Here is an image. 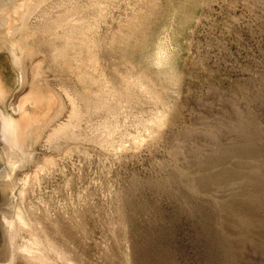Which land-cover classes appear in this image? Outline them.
Wrapping results in <instances>:
<instances>
[{"label":"rangeland","instance_id":"1","mask_svg":"<svg viewBox=\"0 0 264 264\" xmlns=\"http://www.w3.org/2000/svg\"><path fill=\"white\" fill-rule=\"evenodd\" d=\"M47 1L53 19L97 21V45L74 51L90 72L97 53L100 81L57 59L73 48L41 29L44 7L15 67L0 35L5 117L34 80L63 97L37 141L25 130L23 154L0 139V264H264V0ZM125 77L150 92L129 94ZM88 84L108 85L118 122L102 108L82 137L49 142L69 118L64 91Z\"/></svg>","mask_w":264,"mask_h":264},{"label":"bare ground","instance_id":"2","mask_svg":"<svg viewBox=\"0 0 264 264\" xmlns=\"http://www.w3.org/2000/svg\"><path fill=\"white\" fill-rule=\"evenodd\" d=\"M47 2V0H18V4H15L13 6H7V2L5 0H0V35L4 38L3 40L5 42V47H3L8 52V56H10V62L13 66L15 64L21 63V54L25 52V49L21 43L20 37L22 35L26 36L27 27L29 25V18L33 16V13L36 14L34 11H41V8L44 7L41 12V17L38 20V22L41 23L43 27L40 28L44 29L45 31H48L49 34L51 32V38L61 39L62 42H64L63 46H69L73 48V52H66V50L63 49L64 47H56L57 59L60 58L63 61V64L65 63L69 67L79 70L78 78L82 83H86L87 81H89V83L91 84L97 83L98 81H100V79H97V77L93 74V72L98 69L99 65L97 53H95V51H93L92 49L93 52L90 53L89 51L90 55H87L89 56L88 60L94 70L91 71V73L87 68H83L82 55L76 52L77 50L74 51L75 49L80 48L82 46H89L91 48L97 45L95 39L96 37L93 38L90 36V29H93L96 26L97 21L94 23H90L89 21H84V19L81 20L79 16L77 17L76 15H74V13L70 14L68 13V11L65 15H60L61 17H56L55 19H53L50 16V6L48 5L49 3L47 4ZM19 4L20 8L18 7ZM13 8L18 9L17 15L12 14ZM2 12L4 13L2 14ZM58 14L56 15L58 16ZM11 17H16V22L10 21ZM24 40L25 39H23V41ZM164 52L165 51H163V56ZM124 79L129 94H133V92H135V88L137 87L145 92H148L150 90L149 85L141 79H130L126 77ZM6 80V75L0 71V98L2 99H4L5 97ZM41 84H39V81L36 82V80H34V82L32 84L30 83V85L28 86L27 90L29 91L22 97L17 99L18 102L14 108L18 111H21V115H19V117L17 116V119L12 117V115L5 117L0 110V139H2L3 142L7 145L5 146L7 147V151L9 153L17 154L19 151L20 155L23 154V152H25V150L27 149L24 144L25 140L23 141V136H27L25 130H29V126H34V131L31 130L30 134L31 137L35 141H37L38 138L42 135V131L47 125V123L50 122L54 118L55 114L58 111H61L63 108V97L60 96V94L55 93L54 90L46 88V85L45 87H43ZM103 85V87L97 89H94L90 85L85 86L83 93H73L70 90L64 91V95L69 100L68 102L70 103L71 107L69 118L67 121L58 123L51 129V131L47 135V140L49 142L57 141L60 137H69L72 139H78L82 137L83 133L78 130V128L83 118L86 116V114L96 112L102 108H107L109 111V114L105 118L104 123L106 124L110 122H115L117 118V110L114 107H110L111 100L109 98L111 96L109 93V87H107L108 85L106 84ZM112 100H114V95L112 97ZM81 101L84 102L83 107H81ZM26 103L31 104V109H33L32 112L24 110ZM116 122L118 121L116 120ZM92 140L96 144L102 146H104L105 144L108 145L112 142V140L108 136H104L101 134H94L92 136Z\"/></svg>","mask_w":264,"mask_h":264}]
</instances>
